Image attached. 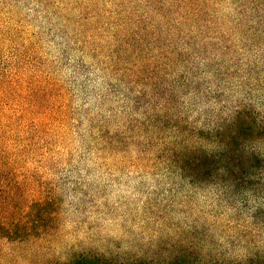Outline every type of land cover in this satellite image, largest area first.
<instances>
[{
  "label": "rangeland",
  "instance_id": "374dc122",
  "mask_svg": "<svg viewBox=\"0 0 264 264\" xmlns=\"http://www.w3.org/2000/svg\"><path fill=\"white\" fill-rule=\"evenodd\" d=\"M6 185L53 222L0 264H264V0H0Z\"/></svg>",
  "mask_w": 264,
  "mask_h": 264
},
{
  "label": "trees",
  "instance_id": "16d2710c",
  "mask_svg": "<svg viewBox=\"0 0 264 264\" xmlns=\"http://www.w3.org/2000/svg\"><path fill=\"white\" fill-rule=\"evenodd\" d=\"M225 172V170H224ZM251 175L250 172H247ZM244 178L245 174H242ZM237 180V179H236ZM241 180V179H240ZM245 182L228 186L232 189L244 188ZM15 187H1L0 197V244L7 251L3 259L12 261L11 257L17 251L24 250V258L32 262L29 256L48 253L49 247L44 245L48 241L53 222L52 213L44 201L29 200L25 190L16 196L12 194ZM25 248V249H23ZM22 262V261H21ZM64 264H110L88 256H80Z\"/></svg>",
  "mask_w": 264,
  "mask_h": 264
}]
</instances>
